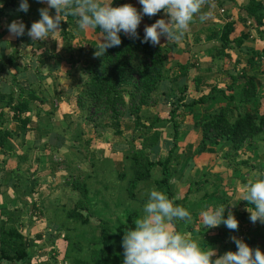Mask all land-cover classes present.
I'll return each instance as SVG.
<instances>
[{
  "label": "trees",
  "instance_id": "1",
  "mask_svg": "<svg viewBox=\"0 0 264 264\" xmlns=\"http://www.w3.org/2000/svg\"><path fill=\"white\" fill-rule=\"evenodd\" d=\"M219 1V0H218ZM40 2L38 0H28L29 9L27 13L19 11L20 1L16 0H1L3 6L0 7V18L4 16L5 10L10 8L17 11L20 21L25 24V32L30 28L29 14L37 7ZM120 0H113L112 7H118ZM36 6V7H35ZM246 14V19L241 20L245 28L254 27L262 38H264V0H250L248 4L242 8ZM241 9V10H242ZM64 21L62 31H65L68 23H77L78 17L69 15L63 18ZM78 24V23H77ZM99 32V29L93 30ZM235 33V22L229 21L224 26L212 29L210 39L218 42V47L214 49L215 56L223 58L226 61L231 60L230 53H241L243 51L251 52L252 56L248 59L250 66H256V55L261 53L264 57V47L258 52L250 48L244 47L246 40L250 39L249 31H242L239 35L231 38ZM140 39L132 38L126 35L120 36L121 44L119 46L108 48L100 56L95 55L99 44H93L94 56L87 60L84 66H79L78 60L75 61L74 56L69 57V67H77L84 77L83 83L78 86L79 91L75 97V103L78 111L83 115L86 124L92 127L97 126L110 127L116 135L121 134L120 118L127 113L134 118V129L138 127L145 129V135L141 140L140 148L131 150L129 155L123 157L126 163V169L129 171L121 174V178L127 179L126 193L130 200H134L135 190L140 182L150 180L151 172L154 168L159 167L161 178L154 181L155 188L163 191L170 200L173 201V193L168 182V164L173 158L172 153L176 152V146L172 147L167 157L163 160L151 161L147 151H152L159 142L160 133L157 130H152L153 126L161 122L159 117H153L149 125H141L139 112L143 107H151L156 104V92L160 84L168 76L166 68V49L160 45L153 46L150 43H141ZM64 40V32L62 35ZM235 61L234 64H237ZM177 79L178 82L177 96L171 102L168 111L166 122L171 123L174 132V138L177 134L178 125L182 123L185 114L195 115L194 108L199 105L209 103L219 96L224 105L216 109L211 114L199 117L194 121V128L199 130L200 139L193 151V155H199L207 152L213 154L218 145H224L220 148H225L223 155L224 159L238 158L241 151L252 154V161H260L258 155L254 152L257 150V143L264 145V109H261L263 97L261 88L257 84L255 75L242 71L237 75L229 74L230 83L225 89L219 85L205 84L204 80L195 78L194 89L206 87L207 94L201 95L198 99L186 100L187 85L184 83L187 77L189 65L177 64ZM239 79L242 80L239 83ZM3 99V98H2ZM43 104L44 100L28 92L25 99L13 100L8 96L6 106L11 112L10 120L19 126L21 130H26L30 124L29 114L35 103ZM183 112H180V109ZM263 110V111H262ZM103 119H106L107 124L103 125ZM143 124V123H142ZM147 126V127H145ZM14 129L0 131V152L11 153L10 147L7 145V140L13 138ZM60 146V145H59ZM132 146V145H131ZM123 161V162H124ZM238 165L243 167L255 168V165L249 163L248 159L236 161ZM263 174L259 172V177ZM206 174L203 173L202 176ZM87 178V177H85ZM89 179V178H87ZM84 179L82 182L69 183L70 190L77 192L82 198L88 196V186ZM207 182V179H202L193 183L188 192L198 190L202 184ZM246 184L245 181H242ZM185 199V198H184ZM174 202V201H173ZM242 205L247 209L252 207L247 201H242ZM177 205V202H174ZM229 206V205H228ZM226 206V207H228ZM2 206H0L1 208ZM87 207L83 206L81 201L69 211L64 210L65 217L80 225H87L88 218L84 217L81 212ZM232 215L235 211H232ZM122 218H117L115 231L103 224L100 228L98 244L100 248L91 251L90 261L94 264H123V257L116 256L113 252V245L116 240L122 243L123 234L129 229L135 227V220L140 216L137 211H126L122 213ZM183 224L181 221H174L170 225L172 230L180 231ZM14 226H9L4 222L0 223V264H26L31 258L32 245L22 236ZM185 231L189 234L188 239L197 240L202 250H205L213 245L222 244L226 248V239L232 230L221 229L215 236L207 237L203 229L195 228V222L185 226ZM254 238L262 239L264 244V235L255 233ZM37 239L41 236L36 235ZM65 238V236H64ZM226 243V244H225ZM245 243V239H244ZM223 248V247H222ZM235 252L237 249L233 247ZM212 259H214L212 257ZM115 260V262H114ZM75 264H88L80 260H75Z\"/></svg>",
  "mask_w": 264,
  "mask_h": 264
},
{
  "label": "crops",
  "instance_id": "2",
  "mask_svg": "<svg viewBox=\"0 0 264 264\" xmlns=\"http://www.w3.org/2000/svg\"><path fill=\"white\" fill-rule=\"evenodd\" d=\"M249 1L250 0H203L200 11L194 15L193 20L189 23L188 28L184 31L183 36L179 40L173 41L167 40L166 37H161L160 44H158L166 49V68L170 70L174 69L173 71L175 72L173 74V71L171 70L172 74H169L165 78V80L160 84L159 89L155 94L157 102L151 107H146L148 108L149 112L152 113L150 117L147 118L146 122L143 124H151L152 118L155 116L163 120L161 122L156 123L153 126L152 130H157L160 133V143L162 142V140L167 141L166 148H168V151L174 146H176L177 149L175 158H172L168 164V182L170 189L174 195L173 201L177 202V205H180L189 211L190 216L192 217V220H194L195 224H197L198 221L202 219L201 212L206 209H215L221 206L225 207V211L223 214L225 219L229 214L233 213V210L235 211V213L237 212V208H234L233 203L231 202L234 196L232 189H234L235 187L230 188L231 190L225 188V180L223 179L221 181L219 178V176H222V173H224V171L220 170V164L222 160L220 159L217 162L213 161V158H216L215 153L220 152L219 149H225L220 148L224 145H218L213 154L204 152L199 155H193V151L200 139L199 130L195 129L193 126L194 121H196L199 117H203L205 115L213 113L214 111H216V109L220 108V106L224 105L225 102H223V100L221 101L219 96H216L215 100H211L209 103L204 105L196 106L194 108L196 114H185L182 123L178 125L177 134L174 138L171 123L166 122L165 120L168 117L167 115L170 108V104L172 101L175 100L177 96L178 82H181L176 77V65L180 64L190 66L187 77L184 81V83L187 85V92L185 94L186 100L198 99L201 95H205L208 92V89L203 86L196 90L194 89L193 82L195 78L204 80L205 84L219 85L220 83H217V79L214 78L212 80H209V78L212 73L213 66H218L217 60H220L221 64L223 63V61L226 60L217 56L212 58V55L215 54L214 49L218 47L219 44L218 42L210 39V33L212 29L222 27L229 21L235 22V33L231 36V38H234L235 36L239 35V33H241L242 31L245 32L246 28L243 26V22L241 20L246 19L247 17L242 8H244ZM100 2L111 3V0H100ZM124 4L132 5L137 9L138 12L142 9V6L138 3V0H120L119 6H122ZM40 5L42 6L41 8L47 7L46 3H40ZM33 12L36 14L34 10L31 13ZM49 14H55L54 10L49 9ZM201 16H203V19H201ZM158 19H164L167 23L169 17L166 13H164L163 10H160L156 15H153L151 17H149L148 15H143L141 23L137 28V33L143 36L145 26H151V24L155 23ZM63 21H61L60 24H64ZM73 25L74 24H72V26ZM67 26L71 27V25ZM27 31L23 36L20 37H15L13 35V38L9 34V31L4 34L3 39H5V44L0 41V67L5 66L8 68L10 66L9 64H11L12 62L14 64L20 63V60H23L24 58H22L18 52H22L23 55H26L28 56V58H32L33 60H35L34 57H36L40 65L41 62L39 60L41 58L38 55H42V58H45L44 56L46 54L60 56L61 58H64L63 56H66V53L68 54L67 58H64V61H61V64H59L58 62H54V57H52L51 59L49 58V61H42V64L46 66L47 73L49 69L48 65L52 63L55 66L60 65L63 67H68V70L67 72H65V74L58 73V77L54 76L52 78V80H57L61 84L62 93L66 94V96L64 97L65 101L63 100L62 102H59L58 106L55 105L54 107L56 108V110L50 108V104L48 103L50 102V100L56 102V99L58 97H56V95L58 93L54 91V89L49 87L47 83V79L49 78L40 80V82H42L44 86L40 87L39 93H35V95L39 98H42L44 100V103L39 104L38 102H36L33 110L29 114H27L30 118V124L27 126V130L25 132L22 131L18 125L14 124V136L13 138L7 140V145L10 147L11 153L9 154L0 152V206H2L0 208V218L2 222L11 226L9 223H7L8 220H6L5 218L18 217V214L22 215L21 218H23V221L20 220V225L18 229H26L27 236H32L37 242L39 239L35 238L36 235L41 236V239L42 237H45L44 229L46 224L47 227H51L49 226L51 224L48 223V220L44 218L45 215L43 216L42 208L40 206V202L42 201V199L48 198V193L44 197L42 195V190H44L45 187H48L47 184L51 182V178H49L48 175L44 174L43 167L49 165V162H52V158L54 159L62 154L64 156V154H66L65 152H68L69 150V147L67 145L65 146L64 143L59 144V146L56 143H51L50 140L45 141L43 133L45 131L48 132L47 129H49L50 125L53 124L54 120H58L55 119V117L57 118V116L59 115L62 117L63 115H73L74 113H78V111L75 109V106H72V104L76 105V100L74 96L76 97L79 88L78 86H75V84L73 85V83L71 82L72 80L74 81L73 78L72 80H70V83L67 80L68 78H71L69 77V57L71 56V54L76 55L74 56L75 61L78 60L79 65L84 66V63H87V60L92 58L94 55L89 57H86L85 55L78 57V52H80V54L83 53V49L80 47L82 49L81 52V49L76 50L77 47L74 46V43H72V45H70V43L67 41L66 43H63L65 40L60 37V34L58 32L50 34V37L48 38H53L52 41H50V44H47V42L44 40L33 41L27 35ZM83 33H86L84 38L86 40V43L82 45V47H84V53L88 55L90 53L89 51H91V53L94 54L93 44H99L100 39H102L100 32L96 33L92 29H87L83 31ZM122 35L124 34L121 33L120 36ZM45 40H47V38ZM248 41L249 40H246V42ZM245 43L243 46H245ZM53 51L57 55L51 53ZM38 63L36 62V65ZM58 68L60 69V67ZM21 73L22 72H20V74ZM2 74L4 73L3 71H1L0 68V86L1 84L4 85V81H1L3 77ZM68 85L74 87L70 88L69 86L68 88ZM160 87H163V90ZM1 93L2 92H0V131L11 130L13 123L10 120L11 112H8L6 102L8 100V96H11L13 100H16V97L14 96V89H10L7 94ZM214 103L215 106H213ZM180 112H183L182 108L180 109ZM4 113H10V115H4ZM52 114L54 118H52ZM7 116L8 119H6V121L4 120L5 123H3L4 117L7 118ZM9 122L11 123L9 124ZM169 126L170 128H168ZM29 134H31V136ZM64 138L67 141H69L70 139V137L68 136H64ZM159 142L158 145L160 144ZM68 145H70V143ZM162 146L157 147L159 149L158 153L156 151V157H158L157 160L160 161H163L166 158L162 156L165 154L163 153L165 150L163 151ZM257 147L258 148L256 152H254V154L256 153L258 155V159L260 161H253V163H249L255 165V169L258 168L260 172L264 174V169L261 167V165L264 164V159L262 160V158H264V145L258 142ZM188 152H192V155H190V157L188 156L189 158L187 160V163L182 164V155L178 156V154ZM66 155L68 156V154ZM112 156L109 155V157H106L105 160H108L110 163H116L118 161H120V163L123 162V159L121 157H119V159L118 157L113 159ZM100 160L103 161V158H101ZM170 163H172L173 166H170ZM62 172V170L56 171L57 174ZM203 173H205L206 175L202 176ZM224 174L225 176L228 175L227 173ZM255 174L256 175L251 176L253 178V181L258 179L259 177V172H256ZM229 175H231V172L229 173ZM160 178H156L154 181H157ZM202 179H207V182L202 184L198 190L192 191L191 193L188 192L190 186L193 183ZM25 180H28L29 188L27 189V187H25L27 191L25 190L26 193H22L24 196L22 195L23 197H21V193H19L21 191H18V185L21 187V183ZM232 180H235V178L231 177V181ZM56 181L57 177L54 179V182ZM227 186L234 185L227 184ZM31 191L34 192V194H31ZM30 194L32 196H37V199L32 200L30 203H27L26 198L29 197ZM69 194L70 196L72 195V193ZM49 195L52 196L53 193ZM57 195L60 196V193H56V196ZM240 199L241 203L243 201V197ZM244 214L245 215L242 216H246L248 219L250 213L247 211L246 208L244 209ZM182 223V227L185 228L186 225L193 224V221ZM200 225L203 230L209 229L203 226V222ZM223 226V223H221L218 227ZM247 226L248 227H246L245 230L251 228V230L248 229L251 234L259 233L260 235H264V224L260 223L259 221L255 223L249 221V224ZM196 227L199 228V226ZM223 228L226 230H231L228 229L226 226ZM179 232L181 234L183 233L181 230ZM185 235L186 237L189 236L186 231ZM241 237L242 235L239 236L238 239ZM29 243L32 245V241L29 240ZM51 246L52 244L50 245V248H52ZM214 246L215 245L209 248H212ZM217 247L218 249H213L216 253V255L213 257L214 259L225 253H222L224 245L219 244ZM208 250L210 249L207 248L206 251ZM32 252H34V248H32Z\"/></svg>",
  "mask_w": 264,
  "mask_h": 264
},
{
  "label": "rangeland",
  "instance_id": "3",
  "mask_svg": "<svg viewBox=\"0 0 264 264\" xmlns=\"http://www.w3.org/2000/svg\"><path fill=\"white\" fill-rule=\"evenodd\" d=\"M41 7L42 6L39 3L34 9L36 14L34 12L29 14L28 19L30 21V24L40 19V16L38 14ZM5 12L6 13H4V16L0 18V41H2L3 44H5V39H3V36L6 32H8V24L12 21H19L17 18V11L14 12L10 8H8L5 10ZM61 25L62 24H60L59 26L58 33L60 34V37H62L64 32L65 41L63 43H66V41L69 42L70 45L74 43V46L77 47L76 50H79L81 48L83 49V53L80 54V52H78V57H81L83 55H85L86 57L94 55L91 53V51H89L90 53L88 55L84 53V47H82V45L86 43V40L84 39L86 33L84 34L79 30L77 23H75L73 26L71 23H68L67 25H71V27L67 26L65 31H62ZM246 29L252 35V38L245 43L244 47L260 52L264 47V38L258 35L254 27L250 26L249 29ZM11 36L13 38V35ZM52 38H47V40L44 41H46L47 44H50ZM18 53L22 58H24L23 60H20V63L14 64L13 62H9L11 64H9L10 66L8 68L5 66L0 67L1 71H3L4 73L2 74L3 77L1 79V81H4V85L1 84L0 86V92H2L1 94H7L10 89H14V96L16 97V100H22L25 99L24 97H26L28 92L39 93L40 87L44 86L43 83L40 82V80L49 78L47 79V83L50 88L54 89V91L58 93L56 95V97H58L56 99V102L50 100L48 104H50V108L56 110L54 106H58L59 102H62L64 100L66 94L62 93L61 84L57 80H52V78L54 76L58 77V73L65 74V72H67L68 70V67H63L60 65L55 66L52 63L48 65L49 69L47 73L46 66L42 64V61H49V58L51 59L52 57H54V62H58L59 64H61V61H64L67 58L68 54L66 53V56H63L65 59L61 58L60 56H53L48 54L44 56L45 58H42V55H38L41 58L39 60L41 62L40 65L36 57H34L35 60H33L32 58H28V56L23 55L22 52ZM51 53L57 55L54 51ZM230 54V62L223 61V63L221 64L220 60H217L218 66H213V70L209 80H212L214 78L217 79V83H220L219 86L225 89L226 85L230 83V73L235 76L238 74V72L240 73L242 71H247L255 75L254 77L255 79H257V84L261 85L260 88L262 90L261 95L263 97V101L260 108L264 109V57H261V53H258L255 60L257 64L256 66L252 67L248 63V59H250L252 56L251 52L243 51L237 54H234L232 52ZM235 61H238V63L234 64ZM36 62L39 65H36ZM85 64L86 63H84V65ZM58 67H60V69ZM171 70L173 71L174 69ZM171 70L169 69V71H167L168 75L172 74ZM69 71V77H71L70 79H67L69 83L73 78L74 81H71L73 85L75 84V86H80L84 81V77L81 75L79 69L77 67H69ZM20 72L22 73L20 74ZM174 72L175 71H173V74ZM241 82L242 80L239 79V83ZM69 86L70 85H68L67 87L69 88ZM72 87L74 86H70V88ZM160 88L163 90V87ZM72 106H75V109L78 111L76 105L72 104ZM213 106H215V103L213 104ZM151 113L152 112H149L148 108L143 107L139 112V124L144 125L142 123L146 122ZM4 115L9 116L10 113H4ZM8 116L7 118L4 117L3 123H5L6 119H8ZM52 118H54L53 114ZM55 119L58 120H54L53 124L50 125L49 129H47L48 132L45 131L43 133L44 140H50L51 143H56L58 145L64 143L65 146L67 145L69 147L68 152H65L66 154H68V156L66 154H64L63 156L62 154L54 159L52 158V162L50 161L49 165L43 167L45 169H43L44 174L48 175V177L51 178V182L47 184L48 187H45L44 190H42V195L45 197L48 193V198H43L40 202L43 216L45 215L44 218L48 220V223L51 224L49 225L51 227H47V224L45 226L44 239L40 238L36 242V240L32 236H27L26 229L18 230L19 233L28 241H32V245L34 248V252H32L31 250V258L26 264H64V262L65 264H75V260H80L88 264H94L90 261V255L91 251L100 248L98 241L101 226H103V224H106L111 229V231H115L116 227H118L116 223L117 218H122V213L125 214L126 211H137L139 216H141L142 206L147 200L148 190L155 188L153 181L156 178L161 177L160 168L156 167L153 169L149 181L140 182L137 185L135 190L136 198L134 200H130L126 193L127 179L129 178V176H127L126 178L120 177L124 172H127V174L130 175L129 171L126 169V163L123 157L125 155H129L131 153V150L140 148L141 140L148 135L144 134L145 129H142L140 127H138V129H134V118L132 116H129L127 113H125V115L120 118L121 134L119 135H116L114 133V130L110 127L97 126L96 128H94L90 124H86L83 115L79 111L77 114L74 113L73 115H63L62 117L59 115L57 116V118L55 117ZM10 123L11 122H9V124ZM107 123L108 122L106 121V119H103V125ZM14 124L15 123L12 124V129H14ZM168 128H170V126ZM26 130L22 131L25 132ZM29 135L31 136V134ZM64 136L70 137L69 141H67ZM69 143L70 145H68ZM166 144L167 141L162 140V142L157 145L152 151L146 152L151 161H155L158 159V157H156V151L158 153L159 150L157 147H161L162 145L163 151L165 150L163 152L165 154L162 156L164 158L167 157V153L169 151L168 148H166ZM219 150L220 152L215 153L216 158H213V161L217 162L220 159L222 160L220 164V170L224 171V173H227L228 175L225 176V174L222 173V176H219V178L221 181L223 179L225 180V188L231 190L230 188L235 187L234 189H232L234 196L231 202L233 203V207L237 208V212L235 213V215L233 214V216L238 221V228L236 230H232L230 235L227 237L226 243L228 244L226 248L223 249L222 253L227 251L233 252V247L236 248L233 238L238 239V237L241 235V238H245V243L250 248H258L262 253H264V244L262 239L254 238V234H251V232L248 231V229L251 230V228L245 230L246 227H248L247 225L249 224L250 220L249 218L247 219L246 216V218L242 216L245 215V208L242 203H240V198L243 197L242 191L244 184L242 183V181H245L246 184L249 181H253V178L251 176L256 175L255 173L260 172V170L258 168H254V170L253 168L251 169L250 167H243L237 164L236 161L239 162L246 159H248L250 163H253V161L250 160L252 154L244 152V150L241 151L238 158H230L229 160L222 158L225 150ZM109 155H113V159L116 157H118L119 159V157H121L124 162L120 163V161H118L116 163H110L108 160H105V158H108ZM179 155H182L181 162L182 164H185L187 163L190 155H192V152L178 154V156ZM171 156H174L173 158H175L176 152L172 153ZM101 158H103V161L100 160ZM263 159L264 158H262V160ZM170 166H173V164L170 163ZM261 167L264 169V164H262ZM61 170L63 171L62 173H56V171ZM230 172L231 175H229ZM56 177L57 181L54 182V179ZM231 177L235 178V180L231 181ZM84 179H87L85 180V183L88 186V196L86 199L82 198L77 192L71 191L69 186L70 181L82 182ZM227 184H232L234 186H227ZM25 187H27V189L29 188L28 180L22 182L21 187L18 185V191H21L19 192L21 193V197L24 196L22 193H26L25 190L27 191ZM51 193H53L52 196L49 195ZM56 193H60V196H56ZM69 193H72V195L70 196ZM31 194H34V192H32ZM31 194L26 198L27 203H30L32 200L37 199V196H32ZM78 201H81V203H83V206L87 207L85 211L81 212L84 217L88 218L87 225L82 226L65 217L64 210L69 211L76 205ZM18 215V217L5 218L6 220H8L7 223H9L11 226L16 227L17 229L20 225V220L23 221V218H21L22 215ZM192 221L194 222L191 217L190 220H184L181 222ZM0 222H2L1 218ZM201 223L202 219L199 220L197 224H195V228L196 226H199V228L197 227L198 230L202 229L200 225ZM223 227H225V225ZM223 227L217 226L214 229L209 228L204 231L206 232L207 237H213L221 229H224ZM180 228V230L183 232L182 234H185V228H183L182 226ZM170 229L172 230V228ZM51 244V247L53 249L50 248ZM218 245L219 243L214 247L208 249H218ZM113 252L118 254L116 258L123 257V248L120 241L116 240L114 242Z\"/></svg>",
  "mask_w": 264,
  "mask_h": 264
},
{
  "label": "clouds",
  "instance_id": "4",
  "mask_svg": "<svg viewBox=\"0 0 264 264\" xmlns=\"http://www.w3.org/2000/svg\"><path fill=\"white\" fill-rule=\"evenodd\" d=\"M46 3V8L39 9L40 19L31 23L27 35L33 41H43L51 33L59 32L63 18L77 16L81 32L99 27L101 38L95 55L100 56L108 48L121 44L120 34L140 39L137 28L143 15L149 17L163 10L169 17L158 19L151 26H145L141 43L153 46L160 44L161 37L167 40H179L195 14L200 11L203 0H138L142 9L138 12L130 4L112 7L111 3L100 0H38ZM3 5L0 4V7ZM28 0H20L19 11L27 13ZM49 9L55 15L49 14ZM203 19V16H201ZM10 35L20 37L25 34L23 21L8 24ZM252 207L247 211L249 219L264 224V174L255 181L243 185V199ZM225 207L206 209L201 212L203 226L214 228L223 223L228 229L236 230L238 221L232 214L225 219ZM187 209L175 205L168 196L155 188L147 192V200L142 206L141 216L135 220V227L123 234V264H264V253L258 248L252 249L246 243L235 239L236 251H227L216 255L213 249L202 250L197 240L186 238L185 234L170 229L174 221L190 220Z\"/></svg>",
  "mask_w": 264,
  "mask_h": 264
},
{
  "label": "built area",
  "instance_id": "5",
  "mask_svg": "<svg viewBox=\"0 0 264 264\" xmlns=\"http://www.w3.org/2000/svg\"><path fill=\"white\" fill-rule=\"evenodd\" d=\"M204 1H213V0H204ZM252 38V36H250V39ZM42 239H44V237H42ZM239 240L243 241L244 242V239L243 238H239ZM65 264V262H64Z\"/></svg>",
  "mask_w": 264,
  "mask_h": 264
},
{
  "label": "water",
  "instance_id": "6",
  "mask_svg": "<svg viewBox=\"0 0 264 264\" xmlns=\"http://www.w3.org/2000/svg\"><path fill=\"white\" fill-rule=\"evenodd\" d=\"M13 264H15V263H13Z\"/></svg>",
  "mask_w": 264,
  "mask_h": 264
}]
</instances>
